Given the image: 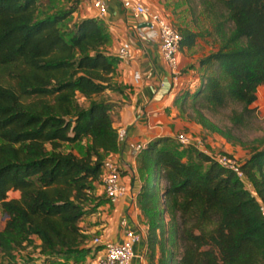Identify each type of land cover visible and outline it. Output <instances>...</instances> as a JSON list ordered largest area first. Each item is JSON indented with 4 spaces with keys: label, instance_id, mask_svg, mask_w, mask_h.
I'll return each mask as SVG.
<instances>
[{
    "label": "trees",
    "instance_id": "16d2710c",
    "mask_svg": "<svg viewBox=\"0 0 264 264\" xmlns=\"http://www.w3.org/2000/svg\"><path fill=\"white\" fill-rule=\"evenodd\" d=\"M39 2L0 0V208L6 214L0 264L86 255L79 222L92 208L87 204L103 160L118 149L114 102L97 97L117 88L112 76L121 58L105 48L107 25L89 15L68 27L77 5L50 12ZM185 2L196 29L172 24L182 35L180 46L201 37L215 47L199 59L194 91L177 98L179 111L235 139L231 128L250 123L264 84V0ZM230 103L231 126L211 119ZM84 137L90 142L83 154L60 149ZM172 140L155 136L138 153L145 178L136 201L147 226L149 261L264 264V147L240 162L248 188L195 147V157L208 166L183 159L168 145ZM10 190L18 195L9 196ZM32 246L36 255L22 254Z\"/></svg>",
    "mask_w": 264,
    "mask_h": 264
},
{
    "label": "crops",
    "instance_id": "0c3cea01",
    "mask_svg": "<svg viewBox=\"0 0 264 264\" xmlns=\"http://www.w3.org/2000/svg\"><path fill=\"white\" fill-rule=\"evenodd\" d=\"M138 1L163 14L170 22L174 17V5L169 6L167 0ZM78 5L80 17L98 16L90 0H80ZM101 19L110 33V40L105 46L109 53L116 54L124 41L130 43L129 57L120 59L113 72L112 81L117 88L101 93L102 97L114 102L111 115L118 131V149L106 157H111L118 164L120 180L126 192L111 202L102 185L96 184L87 204L92 208L79 222L82 232L87 235L85 245L90 248L89 252L79 259L58 257L50 264H87L104 252L103 241L120 242L127 229L142 234L135 245L136 255L132 264H155L156 258L154 261L148 259L147 226L136 201L145 178L139 168L138 153L155 136L174 137L175 133L183 131L193 138L202 139L201 127L182 115L177 98L194 91L202 71L199 59L213 46L201 37H197L190 47L180 46L177 59L181 75L173 84L159 40L144 34L145 15L136 17L131 9L123 6L121 0H107V11ZM134 71L141 76L139 82L133 80ZM95 237H99L100 242H95Z\"/></svg>",
    "mask_w": 264,
    "mask_h": 264
},
{
    "label": "built area",
    "instance_id": "2783aa9c",
    "mask_svg": "<svg viewBox=\"0 0 264 264\" xmlns=\"http://www.w3.org/2000/svg\"><path fill=\"white\" fill-rule=\"evenodd\" d=\"M90 2L98 16L103 17L107 11V0H90ZM121 2L124 7L131 9L134 16L145 15L147 17L148 24L145 26L144 34L159 40L162 56L167 63L173 84H175L181 75L177 59L180 40L182 38L181 33L163 14L150 9L143 2L138 0H121ZM129 49L130 43L124 41L118 47L116 54L121 59H126L130 54ZM140 78L139 72L134 71L133 80L139 82ZM174 137L184 145L195 147L204 153L214 156L220 165L234 171L247 187L251 185L240 167V161L234 155L227 152L214 153L204 145L202 139L193 138L183 131L175 133ZM120 174L118 164L111 157H106L103 160L99 182L111 202H115L126 192V187L120 180ZM141 237L142 234L140 232L127 229L122 241H103L104 252L100 256L90 260L87 264H132V260L136 255L135 245L140 241ZM94 241L100 242V238L95 237Z\"/></svg>",
    "mask_w": 264,
    "mask_h": 264
},
{
    "label": "rangeland",
    "instance_id": "374dc122",
    "mask_svg": "<svg viewBox=\"0 0 264 264\" xmlns=\"http://www.w3.org/2000/svg\"><path fill=\"white\" fill-rule=\"evenodd\" d=\"M40 9L47 11H60L63 8L71 7L73 5H77L76 9L71 13V15L67 18L68 27H73V24L80 18L78 13V4L77 1L80 0H39ZM78 2V3H79ZM167 4L169 6L174 5L173 13L174 17L171 20V24H173L176 28L180 25H190L192 28H195V25L191 23V14L187 7L185 0H167ZM63 29V22L61 25ZM196 29V28H195ZM213 47L215 45L210 43ZM101 96L97 95V97ZM84 105L87 104V100H82ZM235 106V104L230 103L227 107L219 110V112L210 115L211 119L217 122L221 126H231L230 122L227 119V113L230 111V107ZM255 107V113L252 117L250 123L244 127H232L231 132L234 134L235 139H227L222 134L216 131H208L201 127V138L205 146L210 148V150L214 153L218 152H227L234 155L240 162L250 156L256 149L264 147V84L259 85L257 89V99L252 104ZM183 115V113H182ZM185 115V114H184ZM183 115V116H184ZM197 134V133H196ZM209 140V142H207ZM89 138L84 137L80 141L75 142H62L60 149L71 150L77 155H81L85 152L86 148L89 145ZM211 142V143H210ZM168 145L170 147H174L175 151H177L178 155H180L183 159H190L195 163H198L201 169H204L208 166V162L201 161L197 159L192 151L191 146L182 144L179 140L173 137L172 142ZM190 155V156H189ZM99 180H96L94 186L99 184ZM248 188H252L251 185ZM9 196H17L18 191L10 190L8 192ZM5 217H3V212L0 208V228L4 224ZM21 252L17 250L15 255L20 257ZM22 254L31 256L36 255L34 246L32 248H27L22 251ZM2 255L0 254V261H2ZM35 263H42L41 260L35 261Z\"/></svg>",
    "mask_w": 264,
    "mask_h": 264
},
{
    "label": "water",
    "instance_id": "95a60500",
    "mask_svg": "<svg viewBox=\"0 0 264 264\" xmlns=\"http://www.w3.org/2000/svg\"><path fill=\"white\" fill-rule=\"evenodd\" d=\"M142 24H144V23H142ZM146 24H148V22H147ZM5 216H6V214L4 213V214H3V217H5Z\"/></svg>",
    "mask_w": 264,
    "mask_h": 264
}]
</instances>
